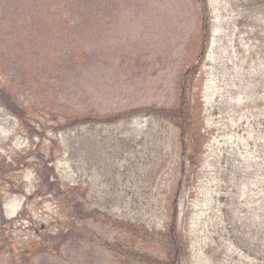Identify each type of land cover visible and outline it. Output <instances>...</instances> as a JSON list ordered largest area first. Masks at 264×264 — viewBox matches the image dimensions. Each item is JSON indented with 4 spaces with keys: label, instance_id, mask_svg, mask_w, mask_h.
Instances as JSON below:
<instances>
[{
    "label": "rangeland",
    "instance_id": "obj_1",
    "mask_svg": "<svg viewBox=\"0 0 264 264\" xmlns=\"http://www.w3.org/2000/svg\"><path fill=\"white\" fill-rule=\"evenodd\" d=\"M206 2L203 43L197 0H0V90L30 113L28 127L0 106L13 180L0 183L13 220L0 264H118L103 245L117 231L93 219L105 217L145 225L163 262L177 212L180 264H264V13ZM189 68L202 154L155 118L67 128L92 112L176 108Z\"/></svg>",
    "mask_w": 264,
    "mask_h": 264
},
{
    "label": "trees",
    "instance_id": "obj_2",
    "mask_svg": "<svg viewBox=\"0 0 264 264\" xmlns=\"http://www.w3.org/2000/svg\"><path fill=\"white\" fill-rule=\"evenodd\" d=\"M201 10H202V21H201V38L203 43L208 42L211 37V27L210 22L207 16V2L206 0H197ZM248 12L251 14H261L264 13V0H248ZM207 43L203 46V50H206ZM195 69L197 66L195 65ZM192 68L186 70L182 76L181 80V88L183 92V96L179 101V104L176 108H157V107H144V108H137L131 111H128L123 114L114 115L111 117H103L95 114L94 112L86 115H78V117H74L68 122L67 128H82L84 126H91V127H102L105 128L106 126H113L120 124L122 122H127L129 120H133L137 117H145V118H155L161 121H166L175 125L176 127H181L183 130V136L187 139L188 136V143L184 142V152L190 153L189 143L192 141L197 142L199 145H202V148L205 144L204 136L200 131L195 134L192 131V107L190 105V100L187 99L189 95V90L191 85L189 86L188 76L191 75ZM6 93L0 90V106L3 107L8 113L12 116L16 117L21 123L30 127V122L27 120V117H30V113L24 109H19L16 107L10 100V98L5 95ZM186 98V99H185ZM259 129V128H258ZM254 135H258L263 137V133L261 130H257ZM253 146V145H252ZM158 148V147H157ZM259 151H264V144L260 143L258 145ZM260 152V153H261ZM259 159L262 160V157L259 155ZM194 164L196 163L194 159H192ZM258 160L250 159L248 160V165L250 167H255ZM185 166V165H184ZM197 166V165H196ZM8 175L7 169L3 167V164L0 162V183L6 182L8 180L9 183H13V180ZM47 184V180H46ZM2 191L0 190V197L2 195ZM79 209H74L77 219H83V216H87L82 208L81 204L78 205ZM176 216H178V212L175 213L174 218H172V222L170 224V228L168 233L165 235L166 239V246L165 248L170 251V253H174V256H168L162 262L160 259L151 256L147 249L153 235L145 227V225L140 224H132V223H125L119 222L117 220H113L110 217H105L104 219L100 218H93L98 222H102L104 224H110L114 229L117 231V236L113 243H105L107 249L111 252L113 259L118 264H180L179 258L182 253L181 246L178 241L177 229H176ZM86 218V217H85ZM92 218L88 216V219ZM13 226V220L7 219L5 214L3 216V211L0 208V251L3 249L8 248L11 245V242L8 241V232L10 231L11 227ZM7 236V238L5 237ZM2 237V239H1ZM10 240V239H9Z\"/></svg>",
    "mask_w": 264,
    "mask_h": 264
}]
</instances>
